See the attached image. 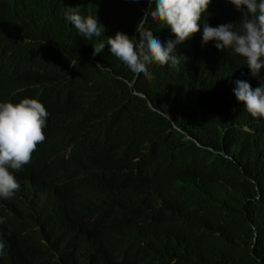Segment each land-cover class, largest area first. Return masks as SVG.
I'll return each mask as SVG.
<instances>
[{
	"label": "trees",
	"instance_id": "16d2710c",
	"mask_svg": "<svg viewBox=\"0 0 264 264\" xmlns=\"http://www.w3.org/2000/svg\"><path fill=\"white\" fill-rule=\"evenodd\" d=\"M235 8L211 0L180 63L146 76L106 40H175L148 0H0V102L49 108L45 142L0 200V264H264V118L227 92L243 58L202 47L205 23L240 30ZM70 11L103 34L83 37Z\"/></svg>",
	"mask_w": 264,
	"mask_h": 264
},
{
	"label": "clouds",
	"instance_id": "9594fccd",
	"mask_svg": "<svg viewBox=\"0 0 264 264\" xmlns=\"http://www.w3.org/2000/svg\"><path fill=\"white\" fill-rule=\"evenodd\" d=\"M143 2V0H136ZM242 14L238 22L245 21L240 30L233 24H221L211 27L205 23L202 31V47H210L219 53L232 52L243 58L245 72L231 79L227 92L233 89L234 95L242 102L253 118H264V0H228ZM211 0H148L152 9L150 16L171 29L176 37L162 44L154 38L151 30L137 28L140 39L137 43L126 34L117 32L107 37L106 43L111 54L121 60L134 74L150 76L148 66L152 63L160 66H176L180 58L175 55L177 45L190 39L200 31V20ZM66 19L83 37H100L104 28L95 16L82 17L77 11L66 13ZM105 42L93 47L92 55L103 51ZM241 79L259 83L253 89ZM49 117V108L35 98H23L17 103L0 102V200L7 201L19 190L16 174L30 164L38 147L45 142L44 127ZM172 119V117H170ZM0 242L4 241L0 233ZM3 245L0 244V251ZM7 253V249H5Z\"/></svg>",
	"mask_w": 264,
	"mask_h": 264
}]
</instances>
